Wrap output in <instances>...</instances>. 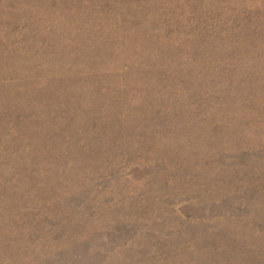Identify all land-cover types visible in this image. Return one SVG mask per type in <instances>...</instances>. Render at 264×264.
Wrapping results in <instances>:
<instances>
[{"label":"rangeland","instance_id":"rangeland-1","mask_svg":"<svg viewBox=\"0 0 264 264\" xmlns=\"http://www.w3.org/2000/svg\"><path fill=\"white\" fill-rule=\"evenodd\" d=\"M0 264H264V0H0Z\"/></svg>","mask_w":264,"mask_h":264}]
</instances>
